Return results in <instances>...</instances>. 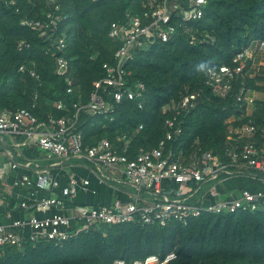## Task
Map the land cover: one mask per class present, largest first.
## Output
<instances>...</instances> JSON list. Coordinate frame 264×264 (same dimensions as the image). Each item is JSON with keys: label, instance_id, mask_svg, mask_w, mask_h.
Instances as JSON below:
<instances>
[{"label": "trees", "instance_id": "1", "mask_svg": "<svg viewBox=\"0 0 264 264\" xmlns=\"http://www.w3.org/2000/svg\"><path fill=\"white\" fill-rule=\"evenodd\" d=\"M206 1L197 27L208 32L213 44L190 45L179 37L154 42L137 52L126 69L131 83L145 85L142 109L136 102L123 100L113 104L107 117L81 113L77 130L84 146L108 139L120 154L134 159L139 149L150 150L163 139L161 109L179 102L185 93L202 91L195 106L181 116L184 147L189 149L197 142L204 152L219 155L223 151L225 121L239 113L232 97L219 99L210 94L204 75L208 69L232 66L236 53L255 41H264V0ZM57 4L65 18L59 22L58 33L65 35L67 43L63 56L68 69L61 76L56 73L54 55L46 53L45 40L21 25L23 19L41 21L48 8L46 0H16L15 8L0 2V113L26 109L44 124L49 116L72 115L73 104L87 102L92 83L104 75L102 64L111 63L119 47L108 38L110 25L124 21L126 12L140 14L147 0H58ZM20 41L28 47L18 50ZM31 64L38 82L18 72L19 66ZM248 85L263 95L254 102L250 117L261 129L264 78H255ZM59 103L64 110H57ZM171 253L175 259L168 264H264V209L202 215L186 224L95 226L73 233L62 243L41 240L26 242L21 248H3L0 264H113L116 260L131 264Z\"/></svg>", "mask_w": 264, "mask_h": 264}, {"label": "built area", "instance_id": "2", "mask_svg": "<svg viewBox=\"0 0 264 264\" xmlns=\"http://www.w3.org/2000/svg\"><path fill=\"white\" fill-rule=\"evenodd\" d=\"M0 2L7 7H16V0ZM57 2L46 0L48 8L44 18L41 21L23 19L21 25L36 31L45 40L46 53L54 55L56 73L61 76L68 69V61L63 56L67 49L65 35L58 33L59 22L65 18L60 15ZM206 5V0H147L146 9L140 14L126 12L124 21L112 23L108 38L117 42L119 47L112 62L102 64L104 75L92 83L87 102L73 104L75 111L72 115L58 119L49 116L47 124H44L38 123L26 109L0 113V135L33 141L45 153L46 160L83 162L94 168L99 184L108 181L123 183L131 190L127 202L74 207L76 215H66L70 208L66 203L73 201L79 191H86L89 181L71 177L66 186L60 187L49 177L47 168L32 170L28 165L16 163L8 155L10 168L16 175V187L51 192L46 198L30 197L22 201L20 209L39 213L54 209L57 213L41 219L31 216L0 225V251L6 247L21 248L26 242L35 244L41 240L62 243L75 232L88 231L100 225L186 224L202 215L253 213L264 209V189H242L230 199L212 203L204 202V196L199 192L202 186L233 178L257 181L264 186V128H256L250 118L254 102L262 99L263 95L248 85L255 78H264V41H255L236 53L232 66L208 69L204 75V85L210 94L219 99L232 97L239 113L225 121L223 151L219 155L202 151L197 142L189 149L184 147L181 116L195 106L203 95L202 91L185 93L179 102L164 106L161 109L165 116L163 139L150 150L139 149L134 159L120 154L108 139L90 147L84 146L82 135L77 130L81 113L107 117L113 112V104H120L123 100L136 102L138 109H142L145 85L131 83V73L126 69V64L140 50L147 49L154 42L166 43L179 37L190 45L213 44L214 39L208 32L197 27ZM24 47H28L24 41L17 44L18 50ZM18 72L39 81L34 64L21 65ZM65 81L70 86L67 78ZM67 93H72L71 87ZM56 108L65 109L60 103ZM166 183L177 185V189L168 187ZM6 217L10 219L11 214L7 213ZM72 221H78L79 226L74 224L71 231H66ZM174 259V253L164 258L151 255L131 264H168ZM113 264L126 263L116 260Z\"/></svg>", "mask_w": 264, "mask_h": 264}, {"label": "crops", "instance_id": "3", "mask_svg": "<svg viewBox=\"0 0 264 264\" xmlns=\"http://www.w3.org/2000/svg\"><path fill=\"white\" fill-rule=\"evenodd\" d=\"M8 155L16 163L28 165L32 170L42 167L47 168L49 177L57 181L60 187L66 186L71 177L87 179L89 181V187L86 191H79L73 201L66 203L67 206H70L67 212H65L66 215H76L75 211H73L74 207L101 205L114 201L123 203L129 200L131 190L128 187L123 183H116L121 185V187H116L118 185L114 187L108 183L99 184L93 167L73 159H64L62 161L46 160L44 157L45 153L33 141L26 140L23 137L0 135V207L3 208L2 212H0V225H8L12 220H21L31 216L41 219L57 213L54 209H49L45 213L26 212L20 209L19 205L22 201H26L30 197L35 199L46 198L51 192L49 190L45 192L16 187L14 185L16 175L10 168L11 163ZM249 182L250 180L245 178H233L224 180L219 184L214 183L202 186L199 192L204 196V202L212 203L218 200L230 199L238 191L248 187ZM167 184L169 185V183L165 185ZM105 189L108 192L113 191L115 194H113V198L109 201L104 200L105 196L102 192ZM253 189L263 190L264 186L261 187L260 185L259 187H253ZM7 213L11 214L10 219L6 217ZM74 224L79 226L78 221H72L71 227L65 230L71 231ZM26 232H29V230L27 229Z\"/></svg>", "mask_w": 264, "mask_h": 264}, {"label": "rangeland", "instance_id": "4", "mask_svg": "<svg viewBox=\"0 0 264 264\" xmlns=\"http://www.w3.org/2000/svg\"><path fill=\"white\" fill-rule=\"evenodd\" d=\"M249 180V179H248ZM108 184H110L111 186H116V185H118V184H116V183H114V182H111V181H108ZM168 185V184H167ZM261 185V187H263V185L262 184H260L259 182H257V181H251L250 180V182L248 183V187H246V188H244L245 190H249V191H259V190H261V189H253V187H259ZM170 188H173V187H177V185H175V184H173V183H169V185H168ZM116 187H121V185H118V186H116ZM103 194H104V196H105V198H104V200H106V201H109L111 198H113V191H110V192H108V191H106V189L105 190H103V192H102ZM115 195V194H114ZM113 203V202H112ZM105 204H109V202L108 203H105Z\"/></svg>", "mask_w": 264, "mask_h": 264}, {"label": "water", "instance_id": "5", "mask_svg": "<svg viewBox=\"0 0 264 264\" xmlns=\"http://www.w3.org/2000/svg\"><path fill=\"white\" fill-rule=\"evenodd\" d=\"M2 210H3V208H2V207H0V212H2Z\"/></svg>", "mask_w": 264, "mask_h": 264}]
</instances>
